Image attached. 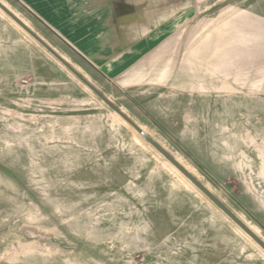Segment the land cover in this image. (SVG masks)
<instances>
[{"label":"rangeland","instance_id":"1","mask_svg":"<svg viewBox=\"0 0 264 264\" xmlns=\"http://www.w3.org/2000/svg\"><path fill=\"white\" fill-rule=\"evenodd\" d=\"M1 1L264 240V0H203L114 78ZM0 264H264V249L0 8Z\"/></svg>","mask_w":264,"mask_h":264},{"label":"crops","instance_id":"2","mask_svg":"<svg viewBox=\"0 0 264 264\" xmlns=\"http://www.w3.org/2000/svg\"><path fill=\"white\" fill-rule=\"evenodd\" d=\"M99 74L120 77L203 0H18Z\"/></svg>","mask_w":264,"mask_h":264},{"label":"water","instance_id":"3","mask_svg":"<svg viewBox=\"0 0 264 264\" xmlns=\"http://www.w3.org/2000/svg\"><path fill=\"white\" fill-rule=\"evenodd\" d=\"M0 8L10 15L20 26L34 36L42 45H44L55 57L65 64L75 75H77L85 84L102 97L112 108H114L124 119H126L151 145H153L167 160H169L179 171H181L193 184L204 192L219 208H221L231 219H233L252 239H254L263 249L264 240L257 235L243 220H241L231 209H229L217 196H215L195 175H193L177 158L167 151L149 132L143 129L137 122L126 115L118 106L111 102L99 89H97L89 80H87L76 68L67 62V60L41 38L30 26L10 10L1 0Z\"/></svg>","mask_w":264,"mask_h":264},{"label":"bare ground","instance_id":"4","mask_svg":"<svg viewBox=\"0 0 264 264\" xmlns=\"http://www.w3.org/2000/svg\"><path fill=\"white\" fill-rule=\"evenodd\" d=\"M146 130V129H145ZM147 131V130H146ZM140 134V133H139ZM141 135V134H140ZM142 136V135H141ZM181 163H182V161L179 159V158H177ZM187 169H189L184 163H182ZM189 171H190V169H189ZM250 227V226H249ZM254 232H257V231H255L253 228H252V226L250 227Z\"/></svg>","mask_w":264,"mask_h":264}]
</instances>
